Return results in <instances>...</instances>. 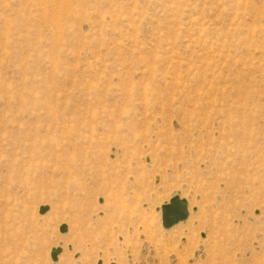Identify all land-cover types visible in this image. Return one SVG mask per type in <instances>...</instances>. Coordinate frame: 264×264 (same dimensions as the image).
Here are the masks:
<instances>
[{
	"label": "rangeland",
	"instance_id": "374dc122",
	"mask_svg": "<svg viewBox=\"0 0 264 264\" xmlns=\"http://www.w3.org/2000/svg\"><path fill=\"white\" fill-rule=\"evenodd\" d=\"M0 264H264V0H0Z\"/></svg>",
	"mask_w": 264,
	"mask_h": 264
},
{
	"label": "water",
	"instance_id": "95a60500",
	"mask_svg": "<svg viewBox=\"0 0 264 264\" xmlns=\"http://www.w3.org/2000/svg\"><path fill=\"white\" fill-rule=\"evenodd\" d=\"M47 211V207H40L39 213L44 214ZM188 217L187 211V201L184 199H180L178 195H174L168 203H165L161 207V220L162 226L165 229L172 227L173 225L179 223L180 221H184ZM67 230L66 225H61L59 227V231L64 233ZM61 252L60 248H52L51 249V259L53 261L57 260V256Z\"/></svg>",
	"mask_w": 264,
	"mask_h": 264
},
{
	"label": "bare ground",
	"instance_id": "6f19581e",
	"mask_svg": "<svg viewBox=\"0 0 264 264\" xmlns=\"http://www.w3.org/2000/svg\"><path fill=\"white\" fill-rule=\"evenodd\" d=\"M180 199H181V198H180ZM187 211H188V214H189L188 204H187ZM191 216H192V215H191ZM191 216L189 217V215H188L189 220L192 218ZM187 219H188V218H187ZM189 220H188V222H189ZM191 220H192V219H191ZM191 220H190V223L192 222ZM180 222H182V221H180ZM180 222H179V223H180ZM233 222H236L237 224L241 223V221H239V220H238V221H233ZM191 224H192V223H191ZM191 224H189V225L191 226ZM189 225H188V226H189ZM210 225H211V224H210ZM202 227H203V226H202ZM196 246H197V247H196V249L194 250V252H195L197 249H199V247H202V249H204V251H203V255L205 256V254H206V252H207V250H206V243H200V244H197ZM199 250H200V249H199Z\"/></svg>",
	"mask_w": 264,
	"mask_h": 264
}]
</instances>
